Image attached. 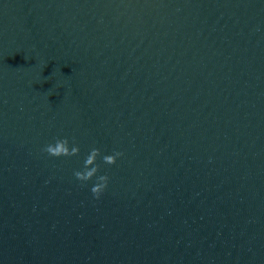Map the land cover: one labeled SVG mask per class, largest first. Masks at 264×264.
<instances>
[{"label":"water","instance_id":"1","mask_svg":"<svg viewBox=\"0 0 264 264\" xmlns=\"http://www.w3.org/2000/svg\"><path fill=\"white\" fill-rule=\"evenodd\" d=\"M0 264H264V0H0Z\"/></svg>","mask_w":264,"mask_h":264},{"label":"clouds","instance_id":"2","mask_svg":"<svg viewBox=\"0 0 264 264\" xmlns=\"http://www.w3.org/2000/svg\"><path fill=\"white\" fill-rule=\"evenodd\" d=\"M43 152L47 153L50 157H72L78 156L80 148L75 143L70 147L68 138H58L54 143H49L43 148ZM123 155L122 152L116 151L111 155H104L102 157L103 163L106 165H113L116 163L117 158ZM101 156L99 148H92L89 154L85 157L83 162V169L74 171L73 175L76 180L86 185L88 181L95 178V183L90 191L94 198L99 199L108 186L109 177L107 175H98L100 172V164L97 163V158Z\"/></svg>","mask_w":264,"mask_h":264}]
</instances>
